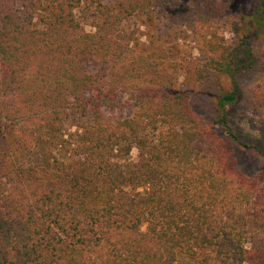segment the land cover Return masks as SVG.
Returning a JSON list of instances; mask_svg holds the SVG:
<instances>
[{"label":"trees","instance_id":"1","mask_svg":"<svg viewBox=\"0 0 264 264\" xmlns=\"http://www.w3.org/2000/svg\"><path fill=\"white\" fill-rule=\"evenodd\" d=\"M112 2L0 0V264H264V176L237 168L228 122L256 54L264 70V0ZM134 16L190 33L197 55L137 51ZM213 74L229 85L210 123L192 95ZM255 93L264 131V78Z\"/></svg>","mask_w":264,"mask_h":264},{"label":"rangeland","instance_id":"2","mask_svg":"<svg viewBox=\"0 0 264 264\" xmlns=\"http://www.w3.org/2000/svg\"><path fill=\"white\" fill-rule=\"evenodd\" d=\"M112 4L114 0H103ZM192 0H181L179 13H185L188 10ZM254 0H234L236 10H250ZM96 3L88 4L79 10L78 17L88 32H94L92 23L96 20ZM123 39L137 50L148 52L161 49L171 59H181L186 56L197 55L195 50V41L188 32L177 33L164 24L149 23L143 16H134L123 23ZM220 33L224 35L229 42L232 41L230 32L229 18H226L221 24ZM126 37V38H125ZM263 41L254 45L252 51L258 53L262 48ZM253 47V46H252ZM248 58V55H245ZM262 60L256 54V61L253 68L240 77V83L243 88V97L240 103L229 110V125L232 127L236 136L235 146L238 149V169L247 177L264 176V131L261 129L260 122L251 114L252 105L256 97V86L264 78V70L261 66ZM228 80L224 75H208L204 81V87L201 93L192 95L193 108L197 114L202 116L210 123H214L220 114L217 107V99L220 93L226 91ZM66 127L72 129V120L66 122ZM221 134L224 129L214 126ZM138 151L134 149L129 155L130 161H136ZM144 229H146L144 227Z\"/></svg>","mask_w":264,"mask_h":264}]
</instances>
